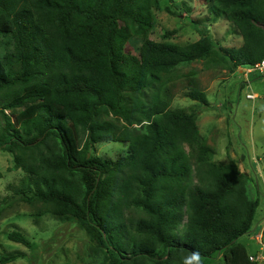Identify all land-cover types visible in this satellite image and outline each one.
Segmentation results:
<instances>
[{
    "label": "trees",
    "instance_id": "obj_1",
    "mask_svg": "<svg viewBox=\"0 0 264 264\" xmlns=\"http://www.w3.org/2000/svg\"><path fill=\"white\" fill-rule=\"evenodd\" d=\"M206 1L239 48L148 39L159 0H0V150L26 176L0 217L12 201L39 204L84 231L94 264H257L239 242L255 230L257 183L234 159L211 161L198 112L170 109L166 84L194 62L234 73L263 59L264 0ZM131 38L143 41L137 57L124 51ZM188 97L209 105L204 92ZM101 143L127 153L102 159L91 152ZM6 239L35 247L17 231Z\"/></svg>",
    "mask_w": 264,
    "mask_h": 264
},
{
    "label": "rangeland",
    "instance_id": "obj_2",
    "mask_svg": "<svg viewBox=\"0 0 264 264\" xmlns=\"http://www.w3.org/2000/svg\"><path fill=\"white\" fill-rule=\"evenodd\" d=\"M152 15L153 26L146 35L152 41L184 46L196 42L202 34L211 37L222 49H237L242 45V39L228 22L214 18L206 0H159V7L152 10ZM142 42L131 38L125 45V53L137 57ZM5 48L6 40H1L0 55ZM172 76V81L166 84L172 97L170 109L198 112L197 127L205 145L213 152L211 161L225 164L234 159L239 170L257 183L258 190L253 187L251 190V197L260 200L255 230L239 242L250 257L258 253L264 256V104H260L264 101V77L245 78L239 70L229 73L207 68L202 61L179 66ZM192 90L204 92L209 105L204 108L192 101L188 97ZM247 94H256L259 99L247 100ZM20 112L17 109L5 114L13 122ZM185 150L188 152L186 146ZM91 152L114 161L126 155L127 145L101 143L93 146ZM0 173V204H3L14 198L26 176L21 170L13 169V155L1 150ZM41 210L39 204L12 201L0 217V255L11 252L24 255L10 264H94L84 231L50 214L38 215ZM13 231L23 234L35 247L30 250L8 241L6 236ZM256 263L264 264V259ZM205 264H224L222 254L206 260Z\"/></svg>",
    "mask_w": 264,
    "mask_h": 264
},
{
    "label": "built area",
    "instance_id": "obj_3",
    "mask_svg": "<svg viewBox=\"0 0 264 264\" xmlns=\"http://www.w3.org/2000/svg\"><path fill=\"white\" fill-rule=\"evenodd\" d=\"M238 70L239 73L243 75L245 78H247L249 75H258L260 77H264V58L261 59L259 62L255 63L254 65L240 67L238 68ZM246 99L255 102L259 99V97L256 94H247ZM262 104H264V101L262 102ZM262 251L263 249L261 248V252ZM261 259H264V256H262L261 253H258V255L255 257L252 256L249 258L250 261H257Z\"/></svg>",
    "mask_w": 264,
    "mask_h": 264
},
{
    "label": "crops",
    "instance_id": "obj_4",
    "mask_svg": "<svg viewBox=\"0 0 264 264\" xmlns=\"http://www.w3.org/2000/svg\"><path fill=\"white\" fill-rule=\"evenodd\" d=\"M260 104H262V102H260Z\"/></svg>",
    "mask_w": 264,
    "mask_h": 264
}]
</instances>
